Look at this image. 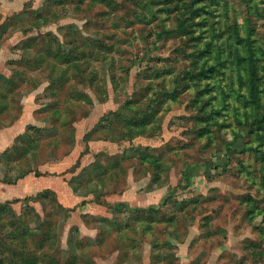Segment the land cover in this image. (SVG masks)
<instances>
[{
  "label": "rangeland",
  "instance_id": "374dc122",
  "mask_svg": "<svg viewBox=\"0 0 264 264\" xmlns=\"http://www.w3.org/2000/svg\"><path fill=\"white\" fill-rule=\"evenodd\" d=\"M236 35L255 53L257 79L238 59L248 50H233ZM14 43L19 57L27 47L44 50L28 83L53 80L45 96L61 99V113L65 99L97 101L70 109L89 117L75 126L30 129L0 153V264L108 256L122 243L115 227L93 241L86 226L124 192L128 208L168 205L200 221L199 264L223 242L209 264L222 252L219 264H264V0H0V50ZM34 62L18 64L25 72L12 86L27 85ZM5 87L0 79V102ZM27 171L55 176L65 190L5 200ZM189 220L178 219L177 236Z\"/></svg>",
  "mask_w": 264,
  "mask_h": 264
},
{
  "label": "crops",
  "instance_id": "0c3cea01",
  "mask_svg": "<svg viewBox=\"0 0 264 264\" xmlns=\"http://www.w3.org/2000/svg\"><path fill=\"white\" fill-rule=\"evenodd\" d=\"M28 38L29 37H27V39ZM18 43L11 45L7 51L2 49L0 50V77L7 79L12 78L15 73L21 71L18 64L24 59V53L23 55L21 53L20 57L18 56L21 52L17 45ZM36 72L38 71L29 70L28 72L27 70V77L29 78L27 83L29 81L31 83L34 82L32 78L35 79L37 76L32 74ZM51 85L52 84L49 79H44V81H40L38 84H35V86H29V83L27 85H23V87L20 88L21 91L19 90V94L16 96L21 99L20 111L16 115H14L15 111L13 109L15 103L9 100L5 102L6 105L10 106V109L5 112H0V120L3 118H11L12 122L7 125L0 126V153L11 147L18 137L28 133L27 131L30 129L43 131L49 128L51 121V108H49L48 102L54 101L56 97L47 98L46 96L48 95L46 94L45 96V93L49 91L48 89ZM25 86H27V90H25ZM90 100L92 102V106H94L97 101L96 97L90 96ZM108 100H110V97L102 103L106 104ZM100 102L101 101L98 103L101 104ZM124 102L120 104L118 109L104 113L95 125L102 121L106 115L119 110ZM75 105L85 107L89 106V104L87 105V103L82 101H73L70 103L71 108ZM70 118L71 121L74 119L71 123L75 126L78 121L77 119L79 118L76 116L73 117L72 112ZM88 118L89 117H83L79 120ZM95 125L93 127H95ZM35 170L40 171L41 169L35 168ZM52 177L55 176L36 177L34 173L29 171L28 174L17 183V185L8 186L19 189L16 191L18 192L16 193L17 195L9 194V196L5 197V200H9L11 198L13 199L14 197L31 198L47 190L56 192L58 196V194L60 195L62 191L65 190V185H63L62 182L55 181L58 179ZM47 180H54V182H57L56 187H49V182L47 183ZM27 182L29 183L28 187ZM70 190L74 195L78 196V193H75L74 189ZM153 192H155V190ZM124 194L125 192L117 196L118 199L115 201L116 203L113 202L114 205L111 206L112 208L102 209L99 206L96 210L98 214L96 213L94 216L91 215L94 218V224L86 226L96 233L94 235L95 237L92 236L93 241L97 240L100 235H105L108 231L109 225L115 227L111 231L112 237L116 238L119 232L118 236L122 241L120 247L115 249L108 256L94 258V264H133L132 257H135L138 260L137 264H199L203 249H194V246L198 241H201L200 221H190L186 214L181 215V219L187 217L190 222L184 226V235L178 237L176 235L178 232V220L176 216L182 212L181 210L174 211L169 208L168 205H164L165 207H150V209H143L145 207L135 208L130 205L131 208H128V199L126 194ZM117 204H123L124 206L118 208L117 210V208H115V205ZM161 213L170 214L171 216H168V219L164 221L157 219L152 221L147 220L145 222L144 220L138 218L139 215L157 216ZM102 214H104L107 218H99L98 215ZM100 220H105L102 228L100 227ZM89 243L92 245L91 241H89ZM222 247H224V242L219 245H214L203 264H209L214 252H218V250ZM169 249L173 251H170ZM165 252L172 254L167 255ZM222 254H224V252L221 254L217 253L215 264H219Z\"/></svg>",
  "mask_w": 264,
  "mask_h": 264
},
{
  "label": "trees",
  "instance_id": "16d2710c",
  "mask_svg": "<svg viewBox=\"0 0 264 264\" xmlns=\"http://www.w3.org/2000/svg\"><path fill=\"white\" fill-rule=\"evenodd\" d=\"M235 38V37H234ZM235 44H234V46H233V50H234V52H235V54L236 53H240V52H242V50H248V53L246 54V56L248 57V58H244V57H239V55H238V59H239V61H240V63L241 64H247L248 65V68H249V72L250 73H252V76L255 78V79H257V76H258V68H257V66H256V60L253 58L254 57V54L255 53H253V49H251V48H249L248 47V45H247V43H246V41H245V39L244 38H242V37H239L238 35H236V38H235ZM30 44V43H29ZM30 45H32V44H30ZM28 46V45H27ZM240 50V51H238V50ZM33 49H31L30 47H27V48H24V51L26 52L27 51V55L29 56H27L26 57V55H24V59H26V58H28V59H30V60H32V58H33V60L35 61L34 62V67H32V68H34V69H36V71H38L39 69V66H41L42 64H43V62H42V57L44 56V50L43 49H34L33 51H32ZM236 50H237V52H236ZM255 52V51H254ZM37 60H39V61H37ZM22 61V60H21ZM20 61V62H21ZM37 61V62H36ZM19 62V63H20ZM31 65H33V64H31ZM32 68H28V66H27V70H28V72H29V70H34V69H32ZM21 72H25V70H21V71H18L17 73H21ZM67 72V71H66ZM17 73H15L14 75H13V77L12 78H10V79H7V78H3V77H0V79H2L3 80V84H5L6 85V87L4 88V90H6L5 91V98H4V101H2V102H0V112H5V111H8L9 109H10V106L9 105H6L5 104V102H7V100H9V101H11V102H13V103H15V100H16V96L19 94V90L21 91V87H23V85L21 86V87H19V85H17V84H13V86H12V82H16L15 81V78H16V74ZM67 75H66V77H65V79H64V81H67L68 79H67ZM27 79H29L28 77H27ZM55 81H57V80H55ZM51 82V84H55L54 83V81L53 80H51L50 81ZM20 84V83H19ZM28 84V83H27ZM17 85V86H16ZM26 85V84H25ZM18 89V90H17ZM49 89H51V86H50V88ZM48 89V90H49ZM251 96H253L254 97V94L253 93H251ZM61 99H59L58 97H57V99L55 98V100H54V104H53V107L50 109L51 110V121H50V124L54 121V128H55V130L56 129H58L59 128V126H65V125H69L70 124V122H72L70 119V116H71V112H72V114H73V111H71L70 109H72L73 110V107L71 108V106H70V103L71 102H76V101H78V100H76V99H74V98H71V99H65V101L63 102V105L65 106V107H67V110L68 111H62V113H61V109H60V107H59V105L60 104H62L61 103V101H60ZM82 102H85V103H87V104H92V102H91V100H90V96L87 94V95H85V98H84V100H82ZM255 104L256 105H258L259 104V100L257 99V96H256V98H255ZM13 109H14V111H15V105H14V107H13ZM60 113V115H58ZM61 118V119H60ZM2 121H4V119L2 120H0V126H4V124H3V122ZM113 123V122H112ZM34 130V129H33ZM27 135V133L25 134V135H22V136H24L25 138L27 137L26 136ZM28 172L29 171H27V173L25 174V175H27L28 174ZM47 192H51V191H47ZM46 192V193H47ZM53 193V192H52ZM42 194L40 193V194H38L37 195V198L38 197H40ZM32 198V197H31ZM30 200V198H27V201H29ZM122 206H124L123 204H117V205H115V208H120V207H122ZM112 208V207H111ZM32 210V209H31ZM181 211H182V209H180ZM62 211H64V209H62ZM182 212H184V210L182 211ZM145 216V217H144ZM158 216V215H157ZM178 216V217H177ZM176 216V218H177V220L180 218V216L181 215H177ZM37 217H38V220H39V223H38V226H42L43 224H44V220H42V218H41V216L39 215V214H37ZM138 218L139 219H141V220H144L145 222L147 221V220H150V221H152V220H154L153 218H152V216H150V215H139L138 216ZM184 218H187V217H184ZM181 219V218H180ZM159 220V219H158ZM181 220H183V218L181 219ZM188 220V219H187ZM207 221H205L206 222V224L208 223V222H210V218L209 219H206ZM161 221H164V220H161ZM177 222H179V221H177ZM178 224V223H177ZM185 226V225H184ZM178 231V230H177ZM178 233L179 232H177L176 233V235H178ZM203 233V232H202ZM201 233V234H202ZM118 235H119V232H118ZM117 235V236H118ZM214 236V234H210V233H207V236L206 237H208V236ZM119 237V236H118ZM178 237H180V236H178ZM119 239H121L120 237H119ZM200 240H202L201 239V237H200ZM216 245H219V244H216ZM56 264H62V261H61V258H58V257H56L55 258V261H54Z\"/></svg>",
  "mask_w": 264,
  "mask_h": 264
}]
</instances>
